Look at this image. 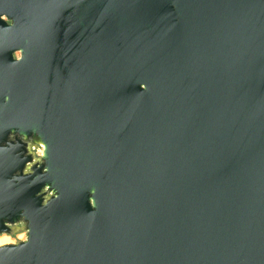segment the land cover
Returning a JSON list of instances; mask_svg holds the SVG:
<instances>
[{"label": "water", "instance_id": "1", "mask_svg": "<svg viewBox=\"0 0 264 264\" xmlns=\"http://www.w3.org/2000/svg\"><path fill=\"white\" fill-rule=\"evenodd\" d=\"M19 230L0 264H264V0H0Z\"/></svg>", "mask_w": 264, "mask_h": 264}, {"label": "built area", "instance_id": "2", "mask_svg": "<svg viewBox=\"0 0 264 264\" xmlns=\"http://www.w3.org/2000/svg\"><path fill=\"white\" fill-rule=\"evenodd\" d=\"M9 236H12L11 234H9ZM14 240L11 242L12 244L16 243L17 241H24L26 239V232L22 231L18 234H14Z\"/></svg>", "mask_w": 264, "mask_h": 264}, {"label": "rangeland", "instance_id": "3", "mask_svg": "<svg viewBox=\"0 0 264 264\" xmlns=\"http://www.w3.org/2000/svg\"><path fill=\"white\" fill-rule=\"evenodd\" d=\"M20 232H22L21 230H19V231H16V233L15 234H18V233H20ZM12 236H9V234L8 233H3V234H1L0 236H6L7 238H10V242H12L13 240H14V234H11ZM10 242H7V243H5V244H9ZM5 244H2V245H5Z\"/></svg>", "mask_w": 264, "mask_h": 264}, {"label": "bare ground", "instance_id": "4", "mask_svg": "<svg viewBox=\"0 0 264 264\" xmlns=\"http://www.w3.org/2000/svg\"><path fill=\"white\" fill-rule=\"evenodd\" d=\"M10 241H11L10 238H7L6 236H0V245L5 244Z\"/></svg>", "mask_w": 264, "mask_h": 264}, {"label": "flooded vegetation", "instance_id": "5", "mask_svg": "<svg viewBox=\"0 0 264 264\" xmlns=\"http://www.w3.org/2000/svg\"><path fill=\"white\" fill-rule=\"evenodd\" d=\"M17 226H19V225H14V226H12V227H17ZM9 234V233H8ZM1 235V234H0Z\"/></svg>", "mask_w": 264, "mask_h": 264}, {"label": "clouds", "instance_id": "6", "mask_svg": "<svg viewBox=\"0 0 264 264\" xmlns=\"http://www.w3.org/2000/svg\"><path fill=\"white\" fill-rule=\"evenodd\" d=\"M43 153L41 152V155H42Z\"/></svg>", "mask_w": 264, "mask_h": 264}]
</instances>
